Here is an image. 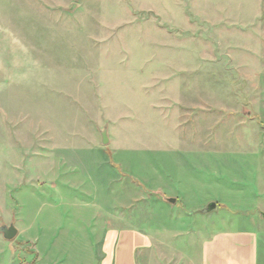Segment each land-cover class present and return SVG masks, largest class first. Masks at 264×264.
I'll use <instances>...</instances> for the list:
<instances>
[{
	"label": "rangeland",
	"instance_id": "1",
	"mask_svg": "<svg viewBox=\"0 0 264 264\" xmlns=\"http://www.w3.org/2000/svg\"><path fill=\"white\" fill-rule=\"evenodd\" d=\"M262 214L264 0H0V264H101L108 228L136 264L257 230L264 264Z\"/></svg>",
	"mask_w": 264,
	"mask_h": 264
},
{
	"label": "crops",
	"instance_id": "2",
	"mask_svg": "<svg viewBox=\"0 0 264 264\" xmlns=\"http://www.w3.org/2000/svg\"><path fill=\"white\" fill-rule=\"evenodd\" d=\"M55 188L57 182L53 183ZM165 197L164 202L169 203ZM154 247L147 232L136 229L105 230L101 264L114 260L122 264H136V254L141 247ZM201 264H259V235L257 230H228L211 234L202 243Z\"/></svg>",
	"mask_w": 264,
	"mask_h": 264
},
{
	"label": "water",
	"instance_id": "3",
	"mask_svg": "<svg viewBox=\"0 0 264 264\" xmlns=\"http://www.w3.org/2000/svg\"><path fill=\"white\" fill-rule=\"evenodd\" d=\"M102 142L104 145H108L109 143V137H108V132L107 130L102 132ZM167 201L170 204H175L177 200L175 199H167ZM217 208V204L216 203H211L210 205H208L207 208H205L202 213L203 214H207L213 210H215ZM262 217L264 219V214H262ZM0 233L3 234V237L5 238V240L7 241H13L15 238H17L19 231L17 229V227L14 224H11L10 226L7 225H2L0 226Z\"/></svg>",
	"mask_w": 264,
	"mask_h": 264
}]
</instances>
